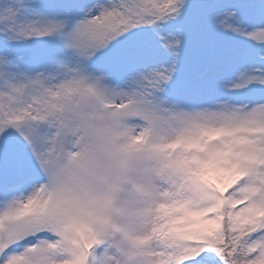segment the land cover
Returning a JSON list of instances; mask_svg holds the SVG:
<instances>
[{"label":"snow or ice","instance_id":"obj_1","mask_svg":"<svg viewBox=\"0 0 264 264\" xmlns=\"http://www.w3.org/2000/svg\"><path fill=\"white\" fill-rule=\"evenodd\" d=\"M0 264H264V0H0Z\"/></svg>","mask_w":264,"mask_h":264}]
</instances>
